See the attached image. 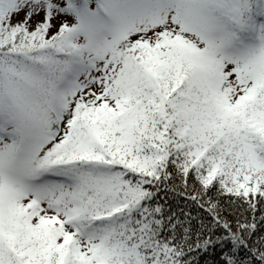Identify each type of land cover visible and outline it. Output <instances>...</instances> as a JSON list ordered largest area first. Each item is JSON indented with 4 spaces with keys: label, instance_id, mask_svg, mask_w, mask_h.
Listing matches in <instances>:
<instances>
[{
    "label": "snow or ice",
    "instance_id": "snow-or-ice-1",
    "mask_svg": "<svg viewBox=\"0 0 264 264\" xmlns=\"http://www.w3.org/2000/svg\"><path fill=\"white\" fill-rule=\"evenodd\" d=\"M0 264H264V0H0Z\"/></svg>",
    "mask_w": 264,
    "mask_h": 264
}]
</instances>
